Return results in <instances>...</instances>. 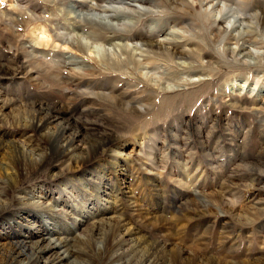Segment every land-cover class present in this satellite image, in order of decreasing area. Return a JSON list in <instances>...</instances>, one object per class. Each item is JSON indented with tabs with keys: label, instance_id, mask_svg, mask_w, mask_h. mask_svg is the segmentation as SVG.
Masks as SVG:
<instances>
[{
	"label": "rangeland",
	"instance_id": "1",
	"mask_svg": "<svg viewBox=\"0 0 264 264\" xmlns=\"http://www.w3.org/2000/svg\"><path fill=\"white\" fill-rule=\"evenodd\" d=\"M215 1L214 9L194 0H188L192 8L179 0H141L145 10L121 14L128 27L110 31L81 14L101 13L99 6L111 0H0V70L8 73L0 93L18 105L6 121L0 117V133L5 140L15 135L11 124L33 119L32 105L61 106L88 125L97 122L120 135V151L130 155L122 181L105 170L117 215L151 239H179L189 251L200 249L219 262L264 264V157L254 164L264 154V61L248 65L225 53L237 43L213 23L220 4L224 14L254 28L253 14L264 12V0ZM72 4L81 5L80 14ZM253 33L245 45L264 53L263 34ZM168 35L175 37L168 51L133 54L140 66L123 63L126 56L112 48ZM32 134L34 145L46 141ZM52 171L38 173L30 185L81 173L65 170L51 179ZM0 183L18 184L19 178L9 180L0 168ZM28 202L11 203L7 211L43 214L24 206ZM259 202L262 209L254 210ZM32 231L35 241L40 233ZM11 233L0 225V253ZM101 238L92 245L102 246ZM71 263L90 264L81 258L63 264Z\"/></svg>",
	"mask_w": 264,
	"mask_h": 264
},
{
	"label": "bare ground",
	"instance_id": "2",
	"mask_svg": "<svg viewBox=\"0 0 264 264\" xmlns=\"http://www.w3.org/2000/svg\"><path fill=\"white\" fill-rule=\"evenodd\" d=\"M177 1L172 0L175 3ZM194 1L205 5L209 3L212 8L217 6L215 0ZM76 3L77 1L74 2ZM141 3V0L118 2L111 0L109 5L99 6L101 13L82 12L81 15L110 31L118 29L124 31L128 27V21L125 19L127 23L123 21L120 15L141 14L144 9ZM177 4L181 7L193 6L188 4V0H179ZM80 7L81 5L76 7L72 4L70 8H79L80 14ZM223 7L219 4V16L213 19L214 26L223 30L226 39L237 43L236 46L224 48L225 53L245 60L244 63L248 65L263 62L264 53L250 49L245 42L246 38L254 34L253 31H261L264 37V12L258 11L259 13L253 14L252 19L256 21L253 28L245 24L241 18L236 20L235 17H231L232 15L224 14ZM173 41L175 37L168 35L160 40L132 44L131 47L122 45L112 48L126 56L123 63L140 66L135 60L134 53H139L142 57L143 54L168 51ZM240 42L242 44H239ZM4 75L8 73L0 70V79ZM1 95L0 93V117L5 120L6 112H13L18 105L11 100L3 99ZM260 105L264 110V101ZM32 107L35 108L33 119L19 120L11 124L16 131L15 135H10L11 137L5 140L0 133V168L6 171L9 180L11 177L19 178L18 184L0 183L4 186L0 193V225L12 231L9 237L8 234L4 237L5 246L0 253V264H63L80 258L86 259L90 264H183L185 262L205 264L212 259L213 255H206L200 249L189 251L190 249L187 248L189 246H184L185 243L179 239L169 240L162 235L151 239L139 229L140 227H133L131 222L124 220L122 215H117L110 208L109 205L113 206L117 203V197L109 189V174H112L116 180L122 181L124 174L121 169L128 165L130 157L129 153L120 151L122 147L120 135L105 132L97 122L91 121L92 123L88 125V122H83L81 118L64 112L61 106L32 105ZM32 132L46 137L43 145L33 144ZM99 156L102 160L96 162ZM256 156L254 164L258 166L257 163L261 162L260 159L264 154ZM52 167L56 171L51 172L53 173L50 175L51 179H56V174L65 170L76 169L81 173L57 184L30 185L31 179L38 173ZM106 169L109 170V174L106 173ZM259 175L263 176L260 172ZM25 181L27 182L25 187H21ZM122 189L124 197L130 198L127 189ZM261 189L263 192L264 187ZM116 193H120L119 190ZM24 201L31 202L24 206L30 204L43 214H33L25 208L7 211L11 203ZM261 202L256 204L254 210L262 209L259 208L263 205ZM22 224L26 225L25 230H16V227H21ZM46 226H52L53 229H45ZM32 230H35L36 234L40 233L35 241L32 240V237H35ZM99 236H102V246L95 247L92 242ZM193 244L190 241V247ZM216 258L212 259L213 264H230L226 259L219 262Z\"/></svg>",
	"mask_w": 264,
	"mask_h": 264
}]
</instances>
